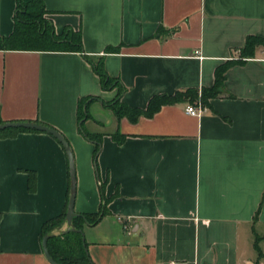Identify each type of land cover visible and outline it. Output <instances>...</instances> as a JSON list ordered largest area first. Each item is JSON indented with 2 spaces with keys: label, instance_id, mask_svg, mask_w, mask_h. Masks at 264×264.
Instances as JSON below:
<instances>
[{
  "label": "crops",
  "instance_id": "crops-1",
  "mask_svg": "<svg viewBox=\"0 0 264 264\" xmlns=\"http://www.w3.org/2000/svg\"><path fill=\"white\" fill-rule=\"evenodd\" d=\"M44 1L56 31H79L83 48L7 47L18 0H0V115L66 135L78 213L95 212L107 199L102 218L82 228L90 258L264 264V44L242 53L249 35L264 37V0ZM87 56L103 61L119 84L104 88ZM232 60L221 92L204 100L217 67ZM120 87V101L130 107L189 87L199 94L134 120L108 104L101 117ZM85 99L88 116L80 119ZM199 102L202 115L186 111ZM82 121L101 135L97 156ZM69 190L68 157L54 135L0 136V264H53L43 249V223L64 210Z\"/></svg>",
  "mask_w": 264,
  "mask_h": 264
},
{
  "label": "trees",
  "instance_id": "trees-1",
  "mask_svg": "<svg viewBox=\"0 0 264 264\" xmlns=\"http://www.w3.org/2000/svg\"><path fill=\"white\" fill-rule=\"evenodd\" d=\"M47 12L48 9L44 0H18L17 9L15 12L14 30L10 35L4 37L3 40L5 45L11 48L38 50H82L83 43L81 39V33L79 31H74L71 28H67L64 32L58 33L55 29L52 19L50 17H47ZM258 44H264V37L259 35H249L244 47L242 48V53H251ZM87 58L93 63L94 68L101 76L104 88H109L111 86L119 84L117 78L109 75L104 67L103 61L95 62L93 59H91V57L87 56ZM233 62V60L228 61L227 63L217 67L215 85L202 89L201 95L204 100L209 96H213L221 92L225 80L226 69ZM122 92L123 88L120 87L118 96L111 101H107L106 104L112 105L114 111L118 116L128 115L131 119L134 120L141 114L153 115L162 107L163 104L166 103H174L186 98L195 101L198 98L199 89L195 87H189L184 90H177L173 94H156L150 99L146 108L130 107L126 103L120 101V95ZM82 102L83 104L85 103L86 110L84 109L82 111L80 119L88 116L89 101L85 99ZM82 102L80 103V105L82 104ZM3 121L4 120L0 115V122ZM19 130L35 129L8 128L1 130L0 136L5 134H13ZM80 130L85 134V136L96 142L95 155L97 156L101 147V135L89 132L84 127L83 121L80 123ZM29 174V188L34 189L36 184V173L34 171H30ZM66 211L67 204L60 214L47 219L43 223L42 237L46 233L53 231L56 227L63 223L66 216ZM106 212L107 199L104 197L99 210L95 212L78 213L74 217V225L77 228H83L85 222L95 224L102 218V216ZM48 247L54 258L64 264H85L91 260L86 249L87 245L83 242L82 234L77 230H73L68 233L52 235L48 240Z\"/></svg>",
  "mask_w": 264,
  "mask_h": 264
},
{
  "label": "water",
  "instance_id": "water-1",
  "mask_svg": "<svg viewBox=\"0 0 264 264\" xmlns=\"http://www.w3.org/2000/svg\"><path fill=\"white\" fill-rule=\"evenodd\" d=\"M8 128H29V129L48 132L54 135L65 148L69 162V174H70V190H69L66 216L61 225L56 227L53 231L46 233L42 239L43 249L47 258L53 264H64L54 258L48 247V240L52 235L56 234L55 230H60V232L77 230L82 233L83 242L84 244H86L84 230L82 228H77L74 225V217L78 214V212L75 210V201L77 194V172H76V162H75V154L73 147L69 139L61 130H59L55 126H52L44 122H40L36 120H5L3 122H0V131ZM64 224H67L68 227H63ZM85 264H96V263L91 259L88 263Z\"/></svg>",
  "mask_w": 264,
  "mask_h": 264
},
{
  "label": "built area",
  "instance_id": "built-area-1",
  "mask_svg": "<svg viewBox=\"0 0 264 264\" xmlns=\"http://www.w3.org/2000/svg\"><path fill=\"white\" fill-rule=\"evenodd\" d=\"M205 110L206 107L202 102H199L198 104L190 103L186 107V111L193 115H202Z\"/></svg>",
  "mask_w": 264,
  "mask_h": 264
},
{
  "label": "rangeland",
  "instance_id": "rangeland-1",
  "mask_svg": "<svg viewBox=\"0 0 264 264\" xmlns=\"http://www.w3.org/2000/svg\"><path fill=\"white\" fill-rule=\"evenodd\" d=\"M109 106H110V105L105 104V106H104V107H105V110H104L103 112L100 113L101 117H105V116H107V114L109 113V111H111L110 108H109ZM106 113H107V114H106Z\"/></svg>",
  "mask_w": 264,
  "mask_h": 264
}]
</instances>
